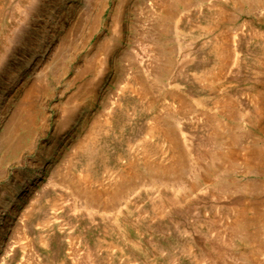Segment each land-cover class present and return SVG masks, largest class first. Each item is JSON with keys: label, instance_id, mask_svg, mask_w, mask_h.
Returning <instances> with one entry per match:
<instances>
[{"label": "rangeland", "instance_id": "obj_1", "mask_svg": "<svg viewBox=\"0 0 264 264\" xmlns=\"http://www.w3.org/2000/svg\"><path fill=\"white\" fill-rule=\"evenodd\" d=\"M257 100L264 0H0V264H264ZM157 120L184 156L178 186L145 176L169 164ZM258 154L262 171L242 160ZM131 169L141 179L110 203ZM159 193L173 205L155 209ZM235 202L263 223L232 225Z\"/></svg>", "mask_w": 264, "mask_h": 264}, {"label": "bare ground", "instance_id": "obj_2", "mask_svg": "<svg viewBox=\"0 0 264 264\" xmlns=\"http://www.w3.org/2000/svg\"><path fill=\"white\" fill-rule=\"evenodd\" d=\"M213 48H214L213 52L216 54V56L218 55L219 58H220V62L218 64V66L222 67L224 65L223 64L224 63L223 62L224 61L223 60L224 57L222 56L223 52H224V47L221 44H219L218 42H216ZM234 58H235V63H236V61L238 60L237 56L235 55ZM224 105L229 106V103L225 102ZM263 113H264V103L262 101L260 102L258 100L255 101L254 102V107H253L252 111L250 112V116H249L250 123L253 124V122H254V125H255L256 124V119L258 118V116L262 115ZM95 126H96V124L92 123V125H91V127L89 129V131H90L89 139H91V140H92V138H93V136H94V134L96 132V131L95 132L93 131ZM96 128H98V127H96ZM178 131H179V133H182L181 129H179ZM149 133H150V135L152 137H156V139H157L156 144H158V142H162V146L165 148L164 153L167 154V158H168L169 164L167 166H165V167H160L158 165L150 164V163L147 162V168H146V173L147 174L145 176L147 177V179L150 181L151 184L154 181H156V182H160L161 184H164V185L178 186L180 184L181 176H182V173H183V171L185 169V165H186V164H184V156L180 152L179 147H178V139L175 138L174 132L170 129L169 126H167V124L165 125L164 123H160L158 120L155 121L150 126ZM83 144H84V142H81V143L78 144L77 147H80V146L84 147ZM188 146L189 145H187V150H188ZM151 152H152V147L147 146V145L143 146V153H144L145 157L147 156L146 158H148V155H150ZM242 160L247 165H249L250 167L257 164L258 167H259V171H262V169H260V168H261L263 162H262V157H261L260 154H258V155H249V156L248 155H244ZM230 163H231V161H230ZM84 165H85V168H87L86 163ZM254 168H255L256 171H258V168L256 166H254ZM95 176H96L95 173H92L91 171H88V170L84 171V177L87 180H93V179H95ZM140 179H141V176H139V173H137L136 171H134L132 169L127 171V172H123V176H122V172H121L119 180H118V184L116 186H114L111 189V191H109L107 193L108 194L107 195V197H108L107 200L110 203H112V204L114 202L119 201L120 199H122V195L124 196L126 194V192H128L129 189L134 185V183L136 181H139ZM217 185H218L219 188H221V190L223 189L226 192H230L231 191L230 187H232V185L229 183V181L223 175H222V178L218 175V177H217ZM30 186H28V189H31ZM260 188H262L261 184H254L253 186L250 185V188H246V187L243 188V191L245 192L247 189H253L254 191L258 190V189L261 190ZM224 191H223V193H224ZM157 197L158 198L159 197H161V198L163 197L162 198L163 200H161V202H159L160 205H158V206L156 205L155 209H157L158 207L159 208L171 207L173 205V201L169 200L166 197V195H162L161 196V194L159 193L157 195ZM95 202H96V198L95 197L94 198H90L89 201H85L86 208H88V209L92 208V205L95 204ZM53 205H54V203L52 204V206ZM251 205H250V207L249 206L245 207V205L244 206L242 205L241 208H239V206L237 205V202L232 203V207L230 209V212L232 211L233 214L235 215V218L233 216L234 220L232 219L233 220L232 221V225H234V226L236 225L240 229H244L246 224L254 225V224H256V222H258L255 218H253L255 216V212H254L253 205L252 206ZM55 208H56V206H55ZM257 211H259V210H257ZM12 212H13V210H12ZM244 212H245V215L248 213L249 216L253 215V217H247L248 219L246 217L244 218V216H242ZM255 217L257 218V216H255ZM261 217H263V216H261ZM257 219L260 220L261 218H257ZM258 223H263V221H261V222L259 221ZM123 225H122V227H124ZM246 230H247V228H246ZM253 241H255V239H253ZM257 243H259V242H257ZM261 247L257 246V245H255V246L253 245L252 248H251L252 249V253H251L252 256L251 257L256 258V256L258 254L264 256V247H262V248ZM211 248H212V246H211ZM189 250H191V249H189ZM188 252L190 253V251H187V254H189ZM207 254H209V253H207ZM191 256H192V258H193V260L195 262H201L203 260V258H204L202 254L197 253V252L196 253L195 252L191 253ZM229 256H231V255H229ZM206 257H207V255H206ZM208 259H211V258H208ZM215 259L216 260L217 259H222L221 254H218V256H216Z\"/></svg>", "mask_w": 264, "mask_h": 264}]
</instances>
